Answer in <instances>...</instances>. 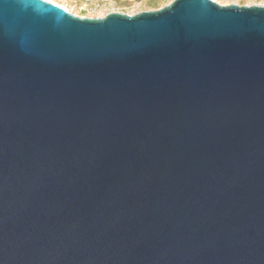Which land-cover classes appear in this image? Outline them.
<instances>
[{"label":"water","instance_id":"1","mask_svg":"<svg viewBox=\"0 0 264 264\" xmlns=\"http://www.w3.org/2000/svg\"><path fill=\"white\" fill-rule=\"evenodd\" d=\"M0 264H264V6L0 0Z\"/></svg>","mask_w":264,"mask_h":264},{"label":"rangeland","instance_id":"2","mask_svg":"<svg viewBox=\"0 0 264 264\" xmlns=\"http://www.w3.org/2000/svg\"><path fill=\"white\" fill-rule=\"evenodd\" d=\"M80 18H103L110 13L135 15L158 10L173 0H46ZM221 6H264V0H212Z\"/></svg>","mask_w":264,"mask_h":264}]
</instances>
